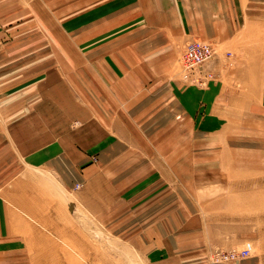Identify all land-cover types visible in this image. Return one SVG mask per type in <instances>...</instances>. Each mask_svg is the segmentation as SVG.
Wrapping results in <instances>:
<instances>
[{"label":"crops","instance_id":"0c3cea01","mask_svg":"<svg viewBox=\"0 0 264 264\" xmlns=\"http://www.w3.org/2000/svg\"><path fill=\"white\" fill-rule=\"evenodd\" d=\"M26 1L0 27L31 25ZM54 1L39 12L55 48L39 82L31 35L0 37V264L17 251L34 252L19 264H205L172 165L137 153L207 139L230 111L264 130L263 31L236 0ZM189 43L214 45L205 90L179 80Z\"/></svg>","mask_w":264,"mask_h":264},{"label":"rangeland","instance_id":"374dc122","mask_svg":"<svg viewBox=\"0 0 264 264\" xmlns=\"http://www.w3.org/2000/svg\"><path fill=\"white\" fill-rule=\"evenodd\" d=\"M7 1L12 3L9 5L6 0H0V13L4 18L8 17L6 11L15 5L14 0ZM236 1L241 17L246 15L252 22L251 33L258 34V30L264 33V0ZM31 2H37L31 25L24 26L19 22L0 27V37L31 35L33 41L28 46L33 51L32 82L36 83L45 74L43 69L55 64L53 59L45 64L39 53L55 48L54 44L40 41L43 28L40 27L39 12L46 4L43 0ZM202 44H209L214 49L211 43ZM6 45V42H0V46ZM201 70L203 67L196 68L194 76H202ZM216 79L213 77L201 84L184 79L180 59L179 80L184 87L205 90ZM229 96L230 92H225V97ZM232 119L230 111L222 120L224 131H209L207 139L194 134L191 139L154 140L160 146L165 144L166 148L168 144L174 145L175 150H164L163 154L160 150H141L137 156L145 163L168 162L172 165L169 174L175 181L176 202L177 205L183 204L182 211L190 213L188 222L193 229L192 241L206 246L201 252L202 260L206 258L205 264H211L216 251H238L247 243L252 246L251 253L235 264H264V130L256 121L255 130L248 133L247 125H253L255 119L249 117L248 124L242 119L237 123V116H234L236 122ZM31 257L34 252L29 251H17L15 256L17 264Z\"/></svg>","mask_w":264,"mask_h":264},{"label":"built area","instance_id":"2783aa9c","mask_svg":"<svg viewBox=\"0 0 264 264\" xmlns=\"http://www.w3.org/2000/svg\"><path fill=\"white\" fill-rule=\"evenodd\" d=\"M215 50L209 44L189 43L186 45L181 57V73L184 79L203 83L213 78L212 74L194 76V70L209 63L214 57ZM252 251L251 244L247 243L241 250L227 252L216 251L211 264H235L246 258Z\"/></svg>","mask_w":264,"mask_h":264}]
</instances>
